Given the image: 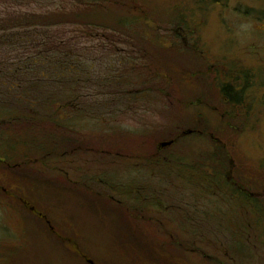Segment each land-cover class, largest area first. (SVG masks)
Wrapping results in <instances>:
<instances>
[{
	"label": "rangeland",
	"instance_id": "obj_1",
	"mask_svg": "<svg viewBox=\"0 0 264 264\" xmlns=\"http://www.w3.org/2000/svg\"><path fill=\"white\" fill-rule=\"evenodd\" d=\"M0 264H264V0H0Z\"/></svg>",
	"mask_w": 264,
	"mask_h": 264
},
{
	"label": "trees",
	"instance_id": "obj_2",
	"mask_svg": "<svg viewBox=\"0 0 264 264\" xmlns=\"http://www.w3.org/2000/svg\"><path fill=\"white\" fill-rule=\"evenodd\" d=\"M85 6L86 7H84L85 9L86 8H88L87 7V5L85 4ZM40 19H42V18H40ZM77 21L79 20V19H77V18H75ZM38 20H39V18L37 17V18H33V19H31V21L33 22V23H39L38 22ZM81 21V20H80ZM57 43H58V41H56ZM56 43V44H57ZM148 67H151V66H148ZM148 67H146V68H148ZM232 90V88H231V86L229 85V84H225V85H222V87H221V92L222 93H224V94H226V95H230L229 93H230V91ZM184 133H187L188 131H189V128L187 127V128H184V130H182ZM190 132V131H189ZM212 140V139H211ZM174 140H172V138H170V139H168V141L166 142V143H171V142H173ZM211 142H213V140L211 141ZM214 144V146L211 148V149H214V152H216V154H218L219 155V152H217V150H218V147H215L216 145H215V143H213ZM212 144V145H213ZM211 149H209L208 151H210ZM206 151H204V153H205ZM210 156H208V157H206L205 158V164H207V165H209L210 167H212L213 169H215V165L217 164H219L217 161H218V159L216 158V157H214V159L213 158H211ZM210 160V161H209ZM208 181L211 179V177H209L208 175H205L204 176ZM35 212H37V214L38 215H40L39 213H38V211H35ZM129 212H131V211H129ZM131 214V213H130Z\"/></svg>",
	"mask_w": 264,
	"mask_h": 264
}]
</instances>
